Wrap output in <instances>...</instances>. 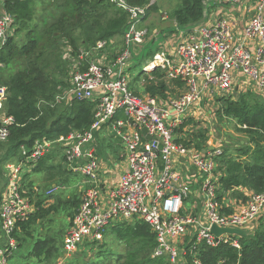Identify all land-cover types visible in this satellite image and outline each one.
Wrapping results in <instances>:
<instances>
[{"label": "built area", "instance_id": "2783aa9c", "mask_svg": "<svg viewBox=\"0 0 264 264\" xmlns=\"http://www.w3.org/2000/svg\"><path fill=\"white\" fill-rule=\"evenodd\" d=\"M219 1L234 7L244 0ZM109 2L129 16L121 50L111 59L109 49L115 44L111 40L82 52L69 88L57 96L59 103L67 99L96 102L95 121L89 130L37 141L30 151L22 147L24 159L8 165L0 200V264H9L17 249L18 221L35 211L24 195L23 177L57 145L68 169L85 178L79 207L64 237L65 259L77 253L84 241H101L109 226L142 220L157 236L155 257H166L168 264H201L195 247L188 248V243L217 247L224 241L240 250L239 235L217 237L212 226L253 231L264 214V194L250 193L246 203H219L217 159L224 152L223 141L213 140L211 132L204 150L177 141L185 121L195 118L193 111L217 97L248 90L264 94V0L257 2L255 13L238 35L229 17L221 16L211 24L180 32L171 50L158 51L144 71L161 67L171 90L166 97L138 96L129 79V68L150 34L144 26L148 7L133 6L128 0ZM14 22L10 14H0V50ZM159 36V31H152V38ZM150 79L155 78L150 75ZM7 99L8 89L0 87V142L8 141L14 124L5 112ZM102 128L124 146L123 161L115 165L120 168L116 182L104 177L109 166L97 155L96 133ZM57 186L48 191L49 196L60 189ZM191 198L200 202L199 212Z\"/></svg>", "mask_w": 264, "mask_h": 264}, {"label": "trees", "instance_id": "16d2710c", "mask_svg": "<svg viewBox=\"0 0 264 264\" xmlns=\"http://www.w3.org/2000/svg\"><path fill=\"white\" fill-rule=\"evenodd\" d=\"M36 1L0 0L3 12L13 16L15 21L5 45L0 50V87L8 89L5 112L14 118L8 141L0 142V148L6 150L2 161L20 162L24 159L22 147L30 151L37 141H55L92 127L96 102L70 99L57 102V96L68 89V84L59 78V74H64L67 57L63 54L64 67L62 53L58 51L59 47L57 48L58 42L61 38L67 39L71 48L66 55L78 60L80 44L89 50L99 41L123 38L130 26L128 14L109 0H57L61 14L45 29L48 30L49 39L47 45L43 46L40 38L36 36V29L31 27V22L35 19ZM128 1L133 6H147L149 11H158L153 0ZM212 2L213 0H183L172 14L176 25L165 35L191 31L202 25L207 19L209 4ZM62 8L70 10L71 13H64ZM24 30L27 33L23 41L18 37V33ZM77 32L80 36L76 35ZM156 51L137 60L138 63L147 62L154 57ZM69 68L67 74L71 71V67ZM132 70L134 71V68ZM148 73L155 79L151 80L147 74L149 77L146 76L144 92L131 84L132 90L138 96L149 94L152 97H166V92L171 90L161 67L150 69ZM133 82H136L134 78ZM176 83L182 85L181 82ZM220 103L221 120L223 116L235 120L238 131L246 139L242 144L233 142L225 146L223 154L217 159L218 171L221 174L217 199L223 206L230 201L246 203L248 194H264V94L248 90L241 93L237 100L231 97L220 98ZM198 124L194 118H188L177 132V141L204 150L210 140V131ZM96 138L99 140V136ZM61 152L62 148L57 145L23 177L24 195L35 205V211L27 220L18 221L15 237L20 245L36 239L28 255L39 261L49 259L58 248L55 237L42 238L39 234L37 237L36 228L49 221L62 206L73 210L70 213L73 219L81 201L80 196H74L72 200L64 202L57 199L50 204L49 200L54 195L36 191L33 181L29 180L33 173L38 174L44 169L53 172L57 167L49 166V161ZM63 159L66 162L64 154ZM59 171H63L66 181L72 173L70 170H64L61 164ZM5 185L6 179L4 189ZM4 189L0 193V200ZM105 236L116 240L117 246L120 247L117 252L111 249L108 243H102L104 238L101 241H87L85 244L86 247L98 248L99 262L116 259L118 264H168L166 257L154 256L158 247L157 236L145 221L118 222L110 232L105 231ZM240 241V250L224 241L217 247H209L205 243L195 245L194 242L188 243L187 247H195L194 251L201 264H264V214L252 234L248 237L240 236ZM188 260L192 261L190 255Z\"/></svg>", "mask_w": 264, "mask_h": 264}, {"label": "rangeland", "instance_id": "374dc122", "mask_svg": "<svg viewBox=\"0 0 264 264\" xmlns=\"http://www.w3.org/2000/svg\"><path fill=\"white\" fill-rule=\"evenodd\" d=\"M183 0H153V3L158 8V11H149L148 17L145 20L144 26L150 30V34L147 35L146 43L142 49H139V53L135 59V62L131 64V68L134 71H129L131 77L130 83L132 86L138 87L141 92H144V87L146 86V76L149 77L147 72H142L144 70V66L147 62L151 61L152 58L147 60V62L143 61L138 63L137 60L142 59L152 51H162L164 49L171 50L172 46L176 44L179 34H170L167 36L172 27L176 25V22L173 18V12L182 4ZM152 3V4H153ZM35 11V19L31 22V27H34L36 36L40 38V41L43 46L47 45L49 39L48 28L49 24L52 23L59 15L61 14L60 6H58L57 0H37L34 7ZM64 13H71L70 10L63 9ZM3 12V9L0 4V14ZM159 31L160 36L156 38H152V31ZM166 30V31H165ZM165 31V32H164ZM164 32V34H163ZM27 31L24 30L18 33V37L20 40L25 39ZM167 34V35H165ZM77 36H80V33H76ZM151 37V38H149ZM149 38V39H148ZM123 46V38L115 39V44L109 49L110 50V58H115L114 56L121 50ZM59 47V52L62 53L61 60L63 63V54L64 57H67L66 68H64V74H59V78H62L65 81L66 85L68 84V88L71 84V76L73 75V69L76 65V60L73 57H69L66 55V52H69L70 45L65 38H61L58 42L57 48ZM88 47H84L80 44L78 54L81 55L82 52L88 50ZM104 53V52H103ZM101 53V54H103ZM65 67V64L63 63ZM69 67H71V71L67 74V70L69 71ZM56 76H58L56 71ZM136 80V82H133ZM137 78H139L137 80ZM243 92H234L231 97L234 100H237L241 93ZM220 98L217 97L210 104H205L202 107H199L198 110L193 111V117H195V121L198 122L200 127H204L209 130L213 135V140H221L223 141V146H227L230 143L238 142L244 143L246 137L242 135L238 131V124L235 120H231L225 116H223L222 120L219 116V111L222 107L220 103ZM240 127V126H239ZM102 132L96 133V136H99V140L96 142L97 146V155L103 160V162L109 166V169L104 173V177L109 179H116V175L120 172V168L115 166L116 164H120L122 160V155L124 154V146L120 139L114 136H109L107 130L102 128ZM210 136V135H209ZM6 150L4 148H0V193L2 189H4V182L6 179V175L8 173V165L16 164L15 160L2 161L4 158V153ZM60 164L63 166L64 170H68V165L63 159V154H56L51 157L49 161V166L53 165L57 168L53 172H49L47 169L42 170L38 174H32L30 179L33 181V185L37 191L40 193H48V191L54 187L55 185L60 186V189L54 194V196L49 200L50 204H53L55 200L62 199L64 202L67 200H72L74 196H82L83 190V181L84 177L81 174L71 173L69 175L68 180L66 181V177L63 176V171H59ZM31 172V171H30ZM27 172V173H30ZM28 180V181H29ZM66 181V182H65ZM64 183L63 185H60ZM65 185V186H64ZM57 186V187H58ZM3 194V192H2ZM191 205L195 206L197 212L201 209L200 202H196L193 198H191ZM190 205V204H189ZM73 210L69 207H60L58 212L50 217V220L44 223L42 226H38L36 228V236L39 234V237L46 238L53 236L57 239V250L53 251V255L49 259H45L43 261H39L36 258L29 257V251L33 247L35 240H28L23 245L18 243L17 249L14 251V256H11L9 259V264H118L116 259L111 261L103 260L102 262L98 261V248L86 247L85 244L87 241L83 242V245L78 249V252L75 253L71 258L65 259L64 251L61 246L62 239L66 235V231L70 226L72 218L70 213ZM115 224L109 226L106 231L110 232L112 227ZM191 233L188 235V237ZM38 237V236H37ZM188 240H186L187 242ZM102 243H108L109 247L114 251H118V247L116 240L112 237H104ZM64 244V240H63ZM112 245V246H111ZM99 251L101 249L99 248Z\"/></svg>", "mask_w": 264, "mask_h": 264}, {"label": "crops", "instance_id": "0c3cea01", "mask_svg": "<svg viewBox=\"0 0 264 264\" xmlns=\"http://www.w3.org/2000/svg\"><path fill=\"white\" fill-rule=\"evenodd\" d=\"M258 1L259 0H244L240 4L233 7L227 3H222L219 0H213V2L209 4V14L205 22L207 24H211V22L215 19L220 18L221 16H227L231 21L235 34L238 35L240 34L244 24L250 19L251 15L255 13V7ZM178 34L179 35L177 36L180 37V33ZM241 77L243 78L242 75ZM241 90L242 89H240V91ZM124 167L125 165L122 164L121 169H124ZM119 175L120 172L117 173L116 179L112 181L116 182ZM107 180H109V178H107ZM104 184L107 185L106 183Z\"/></svg>", "mask_w": 264, "mask_h": 264}, {"label": "water", "instance_id": "95a60500", "mask_svg": "<svg viewBox=\"0 0 264 264\" xmlns=\"http://www.w3.org/2000/svg\"><path fill=\"white\" fill-rule=\"evenodd\" d=\"M144 134H147V130H143ZM211 232L216 235L217 237H221L224 234H231V235H239L241 237H248L252 234L251 230H241V229H233V228H220L217 225H213Z\"/></svg>", "mask_w": 264, "mask_h": 264}, {"label": "bare ground", "instance_id": "6f19581e", "mask_svg": "<svg viewBox=\"0 0 264 264\" xmlns=\"http://www.w3.org/2000/svg\"><path fill=\"white\" fill-rule=\"evenodd\" d=\"M147 64H148V63H147ZM147 64H146V65H147ZM146 65H145V66H146ZM145 66H144V67H145Z\"/></svg>", "mask_w": 264, "mask_h": 264}]
</instances>
